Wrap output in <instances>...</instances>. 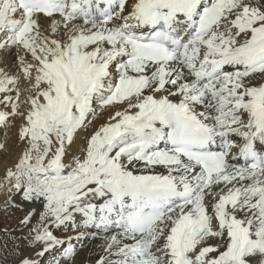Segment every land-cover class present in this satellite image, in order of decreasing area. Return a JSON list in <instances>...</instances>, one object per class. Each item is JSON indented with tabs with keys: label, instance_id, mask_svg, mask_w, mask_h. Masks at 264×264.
I'll list each match as a JSON object with an SVG mask.
<instances>
[{
	"label": "snow or ice",
	"instance_id": "snow-or-ice-1",
	"mask_svg": "<svg viewBox=\"0 0 264 264\" xmlns=\"http://www.w3.org/2000/svg\"><path fill=\"white\" fill-rule=\"evenodd\" d=\"M10 139L0 264H264V0H0Z\"/></svg>",
	"mask_w": 264,
	"mask_h": 264
},
{
	"label": "bare ground",
	"instance_id": "bare-ground-1",
	"mask_svg": "<svg viewBox=\"0 0 264 264\" xmlns=\"http://www.w3.org/2000/svg\"><path fill=\"white\" fill-rule=\"evenodd\" d=\"M14 131V130H12ZM12 136V132H9V137ZM18 147L14 146L11 139L9 140V152L4 153L0 151V175L3 174L4 167L6 165H11L14 161L16 156L18 155ZM3 194H0V201L3 200ZM18 199V198H17ZM17 216L22 215V213H16ZM0 227H3L8 232L16 233L19 235L20 230L16 227L15 219H9L8 221H4L3 217L0 216ZM16 239V236H6L3 233H0V244L8 242L11 243L13 240ZM93 253L85 252V257L92 256Z\"/></svg>",
	"mask_w": 264,
	"mask_h": 264
}]
</instances>
